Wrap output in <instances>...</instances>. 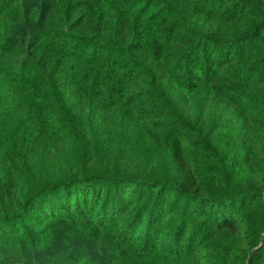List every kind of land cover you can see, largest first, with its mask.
<instances>
[{"label":"trees","instance_id":"obj_1","mask_svg":"<svg viewBox=\"0 0 264 264\" xmlns=\"http://www.w3.org/2000/svg\"><path fill=\"white\" fill-rule=\"evenodd\" d=\"M0 264H264V0H0Z\"/></svg>","mask_w":264,"mask_h":264}]
</instances>
